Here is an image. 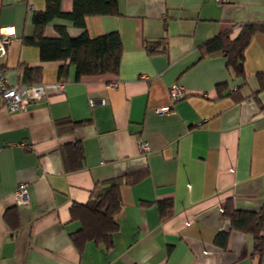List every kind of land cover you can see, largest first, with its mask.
Returning a JSON list of instances; mask_svg holds the SVG:
<instances>
[{
  "label": "crops",
  "instance_id": "crops-1",
  "mask_svg": "<svg viewBox=\"0 0 264 264\" xmlns=\"http://www.w3.org/2000/svg\"><path fill=\"white\" fill-rule=\"evenodd\" d=\"M45 8L46 0H0V39L5 30L9 39L0 70L10 85H24L25 67H41L35 85L45 89L24 113L0 97V264H260L253 236L232 230L222 209L230 200L241 210L264 207V90L254 94L264 33L245 51L246 80L201 48L220 33L237 37L244 23H264V0H118V16L88 17L86 26L92 38L121 35L119 74L80 81L72 65L60 80L64 63L42 62L23 43ZM62 9L72 11L73 0ZM57 24L72 37L82 32L56 21L47 37ZM146 41L160 42L157 51ZM174 84L186 90L175 103ZM143 171L147 178L121 189L113 247H77L72 208L89 203L96 185ZM21 184L25 204L15 198ZM165 200L172 208L162 218ZM221 231H230L226 250L215 244Z\"/></svg>",
  "mask_w": 264,
  "mask_h": 264
},
{
  "label": "trees",
  "instance_id": "trees-1",
  "mask_svg": "<svg viewBox=\"0 0 264 264\" xmlns=\"http://www.w3.org/2000/svg\"><path fill=\"white\" fill-rule=\"evenodd\" d=\"M62 2L63 0H46V8L34 12L32 22L35 26V34L25 37L23 43L37 47L42 62H63L59 70L60 80L67 78L70 65L76 69L77 81L84 77L118 75L123 54L121 35L114 31L92 38L86 26L88 17L118 16V0H73V9L70 12L62 9ZM56 21L70 22L82 32L79 36L72 37L65 25L57 24L55 25L57 36L47 37L46 28ZM239 28L240 32L235 38H232L227 31L208 41L202 46L201 54L202 57L208 55L225 57L236 78L246 80L245 51L257 33H264V23H244ZM158 43L160 42L146 41L145 46L154 53L157 51ZM42 75L41 67H25L24 85L32 86L40 83ZM257 79L260 88L254 94L264 90V73H259ZM223 85H219V89H222ZM244 87L245 85L240 86L233 95L240 93ZM79 150L77 152L80 154ZM148 176L149 172L143 171L116 177L107 183L96 185L89 203L75 205L72 208L73 217L81 222V228L72 234L73 243L79 247L87 241H95L107 250L111 249L115 234L120 229L123 185H135ZM171 208V201L158 202V210L162 218L167 216ZM223 214L230 220L232 230L253 236V256L260 260V264H264V207L257 211L241 210L237 209L230 200L224 206ZM229 236L230 231L219 232L215 244L226 250Z\"/></svg>",
  "mask_w": 264,
  "mask_h": 264
},
{
  "label": "built area",
  "instance_id": "built-area-1",
  "mask_svg": "<svg viewBox=\"0 0 264 264\" xmlns=\"http://www.w3.org/2000/svg\"><path fill=\"white\" fill-rule=\"evenodd\" d=\"M9 44L8 32L5 30L2 33L0 39V55L3 56L6 53L5 47ZM237 89V88H236ZM170 93L173 102H178L186 95L185 87L181 84H174L170 88ZM45 95V89L43 85H10L6 73L4 70H0V97L5 102V107L10 112L24 113L28 110V107L38 100H41ZM95 104V101L91 102ZM171 107H162L156 109V113L159 115H166L170 112ZM142 151L149 152L150 147L148 142H141ZM27 186L21 184L15 192V198L19 204L26 203ZM224 209H222V212Z\"/></svg>",
  "mask_w": 264,
  "mask_h": 264
}]
</instances>
